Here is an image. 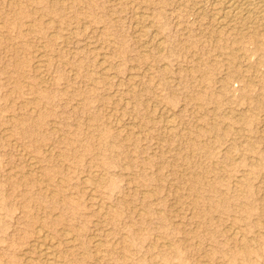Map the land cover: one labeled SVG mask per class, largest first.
<instances>
[{
    "label": "rangeland",
    "instance_id": "1",
    "mask_svg": "<svg viewBox=\"0 0 264 264\" xmlns=\"http://www.w3.org/2000/svg\"><path fill=\"white\" fill-rule=\"evenodd\" d=\"M245 18L0 0V264H264V18Z\"/></svg>",
    "mask_w": 264,
    "mask_h": 264
},
{
    "label": "bare ground",
    "instance_id": "2",
    "mask_svg": "<svg viewBox=\"0 0 264 264\" xmlns=\"http://www.w3.org/2000/svg\"><path fill=\"white\" fill-rule=\"evenodd\" d=\"M220 3L224 6V13L231 18H245V17H250L254 18L256 20L260 18H264V0H219ZM128 4V3H127ZM217 4V3H216ZM221 9V8H220ZM216 13V12H215ZM215 16V15H214ZM225 18V16L223 17ZM229 19V18H228ZM246 19V18H245ZM225 20V19H224ZM230 20V19H229ZM218 23L223 24V21L218 20ZM232 21V20H231ZM258 24V23H256ZM256 26V25H255ZM225 27V26H224ZM158 35V34H157ZM248 67V66H247ZM172 116V115H171ZM170 121V120H169ZM31 160V159H30ZM32 161V160H31ZM102 182V181H101ZM42 229V228H41ZM40 232V231H39ZM45 231H42V233ZM235 232V231H234ZM38 233V232H37ZM39 234V233H38ZM45 235V234H44ZM49 235V234H48ZM41 236V235H40ZM46 236V235H45ZM44 236V237H45ZM42 237V236H41ZM43 237V239H44ZM240 237V236H239ZM39 238V237H38ZM46 239V237H45ZM68 239V238H67ZM51 241V240H50ZM45 244V243H44ZM44 248V247H43ZM46 249V248H44ZM51 249V248H50ZM49 248L45 251L44 254L47 256H52L49 253ZM55 250V249H54ZM41 251V252H42ZM51 252V251H50ZM57 252V251H56ZM97 252V251H96ZM54 253V252H53ZM43 254V253H42ZM43 254V255H44ZM45 255V256H46ZM57 256V254H56ZM48 258V257H46ZM54 259V258H52ZM50 261V260H49ZM56 263V262H55Z\"/></svg>",
    "mask_w": 264,
    "mask_h": 264
}]
</instances>
